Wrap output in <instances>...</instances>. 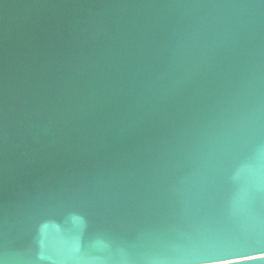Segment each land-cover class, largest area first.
<instances>
[{
  "label": "water",
  "instance_id": "water-1",
  "mask_svg": "<svg viewBox=\"0 0 264 264\" xmlns=\"http://www.w3.org/2000/svg\"><path fill=\"white\" fill-rule=\"evenodd\" d=\"M258 252L264 0H0V264Z\"/></svg>",
  "mask_w": 264,
  "mask_h": 264
},
{
  "label": "clouds",
  "instance_id": "clouds-1",
  "mask_svg": "<svg viewBox=\"0 0 264 264\" xmlns=\"http://www.w3.org/2000/svg\"><path fill=\"white\" fill-rule=\"evenodd\" d=\"M257 259H264V252H258L255 254ZM233 259H239V257H233ZM197 264H220L219 261L215 260H206V261H199Z\"/></svg>",
  "mask_w": 264,
  "mask_h": 264
}]
</instances>
